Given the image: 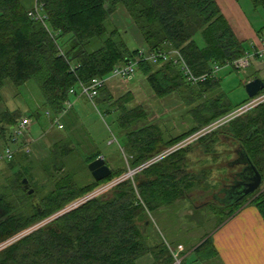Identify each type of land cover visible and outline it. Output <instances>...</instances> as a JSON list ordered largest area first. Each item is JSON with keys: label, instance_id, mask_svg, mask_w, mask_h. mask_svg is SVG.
Here are the masks:
<instances>
[{"label": "trees", "instance_id": "16d2710c", "mask_svg": "<svg viewBox=\"0 0 264 264\" xmlns=\"http://www.w3.org/2000/svg\"><path fill=\"white\" fill-rule=\"evenodd\" d=\"M22 1L0 0V107L5 108L0 111V141L4 140V145L9 137L7 132L21 120L22 114L18 109L4 106L1 91L7 85L17 89L34 81L42 93L47 111L59 114L70 101V89L80 83L88 84L94 78L109 77L117 67L133 61L142 46L155 54L177 50L196 75L210 72L215 64L224 65L257 50L254 45L241 42L236 37L216 0H37L45 17L43 21L32 17V12ZM250 2L254 12L264 11V0ZM120 7L124 8L137 31L134 39L141 46L137 49H131L122 32L112 26V16ZM261 29L255 28L259 38ZM94 44L98 47L95 48ZM90 47H94L93 50H89ZM256 59L261 58L256 56ZM136 69L145 76L156 97L163 99L174 94L183 97L189 94V102H199V105L192 114L196 125L167 141L156 124H144L135 133H130L128 143L133 168L250 100L247 96L242 102L233 104L221 92L200 103L207 93L220 87L219 80L208 79L194 89L186 82L179 63H175L173 58L163 61L161 57L156 63L141 60ZM258 77L254 75L250 79ZM106 88L107 85L100 89L99 94L107 91ZM133 100V93L128 92L115 102L122 116L124 112L130 114L127 118L122 117L125 120L123 126L131 121L140 123L146 120L142 107L129 111L125 108ZM34 117H39L38 111ZM223 129L239 142L235 154L243 150L264 182L262 103L201 137L193 145L176 151L133 178L121 181L108 194L91 199L7 244L100 185L126 174L123 169H117L109 178L100 182L92 179L87 184L79 182L72 170L56 177L50 171L52 165L57 172L63 171L66 165L64 159L58 161L55 155L57 160L43 169L52 179V190L42 197L34 190L40 203L38 209L33 204V195H29L22 185L25 178L31 184L29 168L21 167L14 174L13 185L15 189L19 188L26 200L31 199L32 208L18 211L7 194H0V264H137V260L146 254L153 256L152 264H174L175 259L166 244H149L148 229L152 222L145 233L144 224L151 221L147 215L171 207L195 189L207 191L211 188L208 180L210 170L191 171L203 163L194 162L189 149L201 145L205 155L213 154L220 141L218 132ZM59 143L62 144L61 141ZM67 143L64 141L62 146ZM62 146L60 156L66 157L74 149L73 145L69 150ZM98 157L99 154L94 155L85 163L88 165ZM17 158L9 162L11 168L16 166ZM236 159L229 163V167L241 168L232 175L231 183L224 185L219 192L240 179L237 174L243 166L234 165ZM215 195V203L210 202L202 208L209 206L214 215L218 214L217 210H223L228 219L250 202L264 220V190L255 197L250 195L231 205L220 202L219 199L225 197L224 193L221 197ZM199 210L201 208L196 211ZM194 251L203 258L218 256L211 237L202 240Z\"/></svg>", "mask_w": 264, "mask_h": 264}, {"label": "rangeland", "instance_id": "374dc122", "mask_svg": "<svg viewBox=\"0 0 264 264\" xmlns=\"http://www.w3.org/2000/svg\"><path fill=\"white\" fill-rule=\"evenodd\" d=\"M240 1L252 23L255 24V28H262L260 36L261 40H264V11L259 9L254 12L250 0ZM124 21L120 19V23L116 25V20H111V23L112 26L117 27L122 32L123 39L131 49L139 48L140 46L134 39L136 29L132 24L129 25L127 20ZM122 23L123 26L119 27ZM96 47L98 45H95ZM93 48L90 47L89 50H93ZM254 75H259L258 78L263 79L264 57L261 59L253 58L252 64L245 70L237 71L232 67H223L217 74L220 87L214 92L207 93L204 100H200V103L216 97L221 92L233 104L242 102L247 98L245 86ZM107 84V91H101L93 101L81 97L79 91L77 95L70 96L72 106L68 109L67 116L63 118L65 128L62 130L50 127V121L45 115L47 109L44 106V98L34 81H29L17 89L12 85H7L1 91L4 106H8L11 110L18 109L21 111L20 119H32L30 137L35 143L30 146V155L23 157L25 149L22 147L17 153V164L14 168H11L9 163L0 162V194H7L18 211L23 208L28 210L32 208L31 199L26 200L19 188L15 189L13 185L14 174L20 171L21 167L29 168L30 185L42 197L53 188L49 173L44 172L43 169L50 166L57 158L58 161L64 159L66 166L63 171L57 172L52 165L50 170L52 175L59 177V175L63 176L72 170L79 182L87 184L94 178L85 161L97 154L104 157L106 164L112 171L123 169L127 174L134 169L130 165L129 134L141 129L144 124L158 125L166 141L189 131L196 125V120L192 114L199 102L195 104L189 102V94H184V97L174 94L163 99L156 97L145 76L138 69H136L134 77L128 81L113 78ZM192 88L195 89L197 86H192ZM128 92L133 93L134 100L125 105V108L129 111L134 107H142L146 113V120L140 123L131 121L124 125L128 129H124L122 122L125 120L122 117L127 118L130 114L124 112L122 116V111L115 102ZM3 109L5 108L1 106L0 111ZM37 111L39 117H34V113ZM7 135H10L9 131ZM218 138L220 141L216 145V152L213 154L205 155L201 145L189 149L192 160L203 163L193 167L191 171L198 173L202 169L210 170L208 180L211 188L207 191L195 189L188 192L186 198L178 200L169 207L166 212L162 213L158 210L152 213V216L147 215L152 222L149 231V244H166L175 260L180 259L181 264H219L216 258H203L194 251L202 240L210 237L218 225L226 220L223 210H217L218 214L214 215L209 206L206 209L202 207L207 204V201L215 203L213 195L218 194L224 185L231 183L232 175L241 168L239 166L229 167V163L237 158L235 150L239 148V142L224 129L218 132ZM64 141L68 143L62 146ZM72 145L74 149L69 155L60 156L62 155L61 146L65 150H69ZM3 148L4 140H1L0 152ZM50 155H53L55 159L50 158ZM126 174L121 177L122 180L127 176ZM263 190L264 182L253 194L254 197ZM197 208H201V210L196 211ZM153 259L151 254H146L137 260V264H152Z\"/></svg>", "mask_w": 264, "mask_h": 264}, {"label": "built area", "instance_id": "2783aa9c", "mask_svg": "<svg viewBox=\"0 0 264 264\" xmlns=\"http://www.w3.org/2000/svg\"><path fill=\"white\" fill-rule=\"evenodd\" d=\"M32 12V17H34L37 20L43 21L44 16L42 13L41 6L36 5L34 10ZM258 56L259 58L264 57V43L261 49H257L254 53L248 54L240 59L234 60V61H227L226 64L220 65L215 64L213 69L210 72L196 75L193 73V71L188 67L184 60L181 58L177 50L171 51L167 54H155L150 52L148 49L141 47L138 49V55L133 60L127 63L126 65H122L120 67H117L113 73L109 77L105 78H94L92 79L88 84L80 83L76 88H72L69 91V95H77L78 91L80 92L81 97H86L90 101H93L98 95L100 89L106 86L108 81H110L113 78H119L125 81H128L129 79L133 78L136 72L137 64L141 60H148L153 63H156L159 58H163V61H168L170 58H173L175 63H179L180 68L182 70V73L185 77L186 82L191 86H198L200 83H203L207 81L208 79H216L218 72L223 67H232L236 70H245L250 67L252 64V59ZM264 103V92H260L257 96L250 98V100L240 107L236 108L232 112L224 115L223 117L213 121L209 125L203 127L202 129L192 133L191 135L187 136L183 140L177 142L176 144L172 145L171 147H167L164 150H162L159 154L152 157L150 160L145 162L144 164L138 166L137 168H134L132 171H129L125 176V179L127 178H133V176L142 170L148 168L149 166L158 163L159 161L163 160L164 158L168 157L169 155L175 153L178 150L184 149L190 145H193L196 143L201 137L221 128L225 124L229 123L231 120L235 119L238 116H241L248 111L252 110L253 108L257 107L258 105ZM72 106L71 102L69 101L66 105V108L59 114H53L50 111H46L45 115L46 118L50 121V127L51 128H58L60 130L65 128L63 118L66 115L68 109H70ZM32 128V119L30 118H22L18 121L16 125H14L11 128L10 135L8 137V140L6 144L4 145V148L0 152V162H12L16 156L18 151L23 147L25 149L26 155H30L31 149L30 146L35 143L33 139L30 137V132ZM121 178L115 179L113 181L107 182L103 185H100L99 187L95 188L94 190L90 191L80 199L74 201L73 203L69 204L67 207L59 211L58 213L48 217L47 219L40 222L38 225L34 226L33 228L23 232L13 240H11L9 243H12L14 240H18L19 238L27 235L28 233L32 232L33 230L42 227L44 225H47L48 223L52 222L59 216H61L64 213H67L82 204L86 203L87 201L98 198L101 196H104L108 194L117 184H119L121 181H123ZM7 243V244H9Z\"/></svg>", "mask_w": 264, "mask_h": 264}, {"label": "crops", "instance_id": "0c3cea01", "mask_svg": "<svg viewBox=\"0 0 264 264\" xmlns=\"http://www.w3.org/2000/svg\"><path fill=\"white\" fill-rule=\"evenodd\" d=\"M22 2L29 11H33L37 5V0ZM216 2L236 37L241 42H248L257 49H261L264 40L258 37L256 26L252 23L247 11L243 9L241 1L216 0ZM120 19L127 20L131 25L130 17L122 7L118 8L112 17V20H116V25L120 23ZM122 26L123 23L119 25V27ZM100 157L104 158L101 155ZM168 208H162L159 211L163 213ZM150 228L151 226L149 231ZM210 237L218 254L216 259L219 264H264V220L258 209L250 202L244 204L235 215L218 225ZM174 264H181L180 259L175 260Z\"/></svg>", "mask_w": 264, "mask_h": 264}, {"label": "water", "instance_id": "95a60500", "mask_svg": "<svg viewBox=\"0 0 264 264\" xmlns=\"http://www.w3.org/2000/svg\"><path fill=\"white\" fill-rule=\"evenodd\" d=\"M245 89L248 98H253L264 90V81L261 78H254L253 80L247 82ZM237 155L238 158L233 162V164L243 166L241 172L237 174L240 179L235 180L233 184L228 186V188L222 189L221 192L215 195V197H218L220 194H225L223 199H219L224 205H231L240 202L244 198L253 195L262 185V176L248 155L243 150L237 152ZM88 169L92 177L97 182L103 181L112 175V170L102 157H98L89 163ZM22 185L23 189L26 190L29 195H33V204L40 209V203L37 196L34 194V190L31 188L28 179H23ZM150 223L151 221L148 220L144 224L145 233Z\"/></svg>", "mask_w": 264, "mask_h": 264}, {"label": "flooded vegetation", "instance_id": "af4514ba", "mask_svg": "<svg viewBox=\"0 0 264 264\" xmlns=\"http://www.w3.org/2000/svg\"><path fill=\"white\" fill-rule=\"evenodd\" d=\"M220 195H221V196H224L223 194H220ZM209 203H210V202H209V201H207V204H206V205H208ZM206 205H205V206H206Z\"/></svg>", "mask_w": 264, "mask_h": 264}]
</instances>
